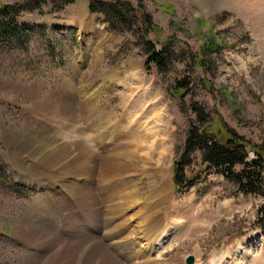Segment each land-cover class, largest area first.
Returning <instances> with one entry per match:
<instances>
[{
    "label": "rangeland",
    "instance_id": "1",
    "mask_svg": "<svg viewBox=\"0 0 264 264\" xmlns=\"http://www.w3.org/2000/svg\"><path fill=\"white\" fill-rule=\"evenodd\" d=\"M91 1L0 0L19 10L17 28L8 19L0 24L9 29L0 30V264L34 257L45 264L50 256L37 244L53 237L48 252L73 248L72 264L99 242L119 264L122 253L146 264H186L189 256L192 264H264L260 196L235 193L214 174L180 193L172 183L190 122L202 130L214 110L251 144L250 158L263 149L264 159V0H101L116 6L124 21L112 24L89 13ZM139 6L155 31L135 22ZM147 43L168 49L162 69L144 70ZM181 82L187 90L178 97L174 87ZM141 96L142 118V111L128 108ZM89 103L92 118L84 111ZM91 122L103 126L102 137L89 129ZM46 138L67 144L71 157L82 145L89 157L83 167L95 168L92 182L84 181L92 188L89 209L59 180L29 176L15 163L25 141ZM21 158L34 171L42 167ZM191 158L188 174L202 165L198 153ZM110 159L134 166L100 182ZM67 169L51 170L82 185ZM153 216L163 233L148 252L144 229Z\"/></svg>",
    "mask_w": 264,
    "mask_h": 264
},
{
    "label": "trees",
    "instance_id": "2",
    "mask_svg": "<svg viewBox=\"0 0 264 264\" xmlns=\"http://www.w3.org/2000/svg\"><path fill=\"white\" fill-rule=\"evenodd\" d=\"M13 10V11H11ZM91 14L100 13L107 23H111L112 19L116 22L123 23L120 18L116 6L111 3H105L101 0H93L88 6ZM139 20L135 18L138 24H144L146 30L155 31L156 27L150 20L149 15L144 13L141 6L138 7ZM19 14V10L0 6V24L2 20H7L17 28L15 17ZM112 24V23H111ZM8 28H2L5 30ZM9 30V29H8ZM161 43V42H156ZM156 49L155 44H146V58L143 65L144 70H148L149 65L162 69L168 63L169 52L164 45ZM197 57V55H194ZM199 59V65H202ZM210 92V87H205ZM187 87L182 82L174 87L175 94L183 97ZM198 111V119H204L203 111ZM209 126L200 130L193 121L190 122L187 129L186 139L182 146V153L173 163L172 183L177 193L182 189L187 191L194 187L197 183L205 181L212 174L221 176L227 183L234 187L235 193L243 195H258L262 199V204L258 209V220L260 225H264V159L262 156L263 149H254L253 157H249L251 144L247 143L241 136H238L233 130L223 122L219 113L215 110L207 114ZM205 119L206 116H205ZM204 119V120H205ZM203 120V121H204ZM212 120V121H211ZM249 147V150H248ZM198 153L201 159V166L198 170L188 174V169L192 167V155Z\"/></svg>",
    "mask_w": 264,
    "mask_h": 264
},
{
    "label": "bare ground",
    "instance_id": "3",
    "mask_svg": "<svg viewBox=\"0 0 264 264\" xmlns=\"http://www.w3.org/2000/svg\"><path fill=\"white\" fill-rule=\"evenodd\" d=\"M34 96H36V95H34ZM144 100H145L144 97L141 96L140 100L137 99L136 102L133 101V102L128 104V108L129 109H132L135 112L136 111H142L141 118L143 117L144 113L146 112V109L144 110L143 107L140 105V103L143 102ZM63 104H62V106L64 107L65 104L64 105ZM92 107H93L92 103H89V104H87V106H85V110L84 111H85V114L87 115L88 118H92V116L94 115ZM41 109H43V108L40 107V110ZM147 110H149V109H147ZM128 117H130V115ZM88 126H89L90 130L92 128H93V130L96 129L97 130L96 133H97L98 137L99 136L102 137V133L103 132H101V130L103 129V126H99V124H93L92 122H91V125H88ZM94 132H95V130H94ZM106 132H108V131H106ZM107 134H109V133H107ZM130 134H131V132H130ZM119 135H120V137H122V133L121 132H120ZM124 137H126V136H124ZM137 138H139V137H137ZM15 139L16 138H14V139L11 138V139H9V142L13 143V145H18L17 143H19V140H15ZM50 139H47V138L46 139H42V142L41 141L40 142H33V141L27 142V141H25L26 144L25 145L23 144V148L22 147L21 148L18 147L21 154H15V158H16L15 159V161H16L15 163L19 164L21 166V169L23 170V172L25 171L24 173H28L29 176H34L35 178L40 179L42 176L45 175V176L48 177V179L50 181H53L54 179H56L57 181L59 180L60 183H61L60 184L61 188L70 190L72 192L71 194L78 201L80 200L81 203L85 207H87V205H89L88 200H90L89 196H90V191H91L92 188L91 187L89 188L88 184L84 183V181L86 182L87 180H90L92 182L94 174H95V168L93 166H91L92 163H91V165H86L85 167H83V165L86 164V160H88L89 157L87 156V154L86 155L84 154L83 147H82V145L80 143L79 144L77 143L76 146H75L76 150L78 152V153H76L77 155L71 157L69 148L65 146L67 144L58 145V144L52 142L53 139L52 140H50ZM141 140H143V139H141ZM140 147H142V149H143L146 146L145 147L144 146H140ZM22 155H25L27 158L28 157L33 158L34 161L35 160L38 161L42 165V167H40V169H35V171L32 170V168H30V166L27 165L28 162L26 163V160L23 159L24 157L21 158ZM84 159H85V162H84ZM138 159H139V157H138ZM119 163L118 162L114 163V160L111 161V159H110V161H107L105 166H103V168L100 171V174H99V177H98V181L107 182V181H109V179H114V178H119V177L121 178L123 176H126L125 174L128 171H130L131 168L134 166L133 165V161H130V164H119ZM134 163L136 164V163H139V162L136 161ZM69 167H71L73 170L72 169H67ZM54 168H55V170L57 169L58 172L59 171L63 172L64 170L66 171V169L67 170H72L71 174H73L75 177H78L77 178L78 180L83 181L82 185L75 184V182L73 180H69V179H65V178L62 179L61 177L56 175L55 171L51 170V169H54ZM75 169H77V170H75ZM58 172H57V174H58ZM49 180H47V181H49ZM24 181L28 182L26 179ZM161 191H162V189H161ZM151 192L153 193V195H159L158 191H156V192L151 191ZM153 218L154 219L150 220V222L148 223L147 226H145L146 228L144 229V232H147V234H148L147 235L148 238L147 239H143V241L145 242V245H146V248H147L148 252L152 251L153 244L156 241H158L157 239H159L161 237L162 233H163V230L161 229V227H162L161 221H158L159 218H157V217L155 218L153 216ZM96 219H98V218H96ZM39 233H41V232H38V234ZM78 234H79V232H78ZM117 238H118V236H117ZM111 240L113 242V239H111ZM29 241H32V243H34V242L38 243V240L36 239L35 236L29 237ZM56 242H57L56 239L54 240V237H53L51 239H46L45 241L44 240L40 241L37 244V245H39V247L43 248V251L45 252V255H49L50 256V258H48V262H45V264H72L73 263V259H74V257H73L74 256L73 248L71 250L68 249V250L59 251V252H56V253L48 252L49 249H51V250L53 249L52 247H53L54 243H56ZM113 245L117 246L118 244L113 243ZM107 252L108 251H106L103 248L102 243L99 242V244L97 246L92 247L86 253L85 257H83L82 259L80 258L81 259V261H80L81 263L80 264H93L95 257L100 258L99 259V264H119L113 257L108 255ZM122 256L121 257L123 258L122 261L124 262V264H146L140 258L141 256L140 257H137L135 255L134 256L133 255L129 256V255H127V253H122ZM38 261H39V259L34 257L31 261H28V263H26V264H36ZM41 263H42V261H41Z\"/></svg>",
    "mask_w": 264,
    "mask_h": 264
},
{
    "label": "water",
    "instance_id": "4",
    "mask_svg": "<svg viewBox=\"0 0 264 264\" xmlns=\"http://www.w3.org/2000/svg\"><path fill=\"white\" fill-rule=\"evenodd\" d=\"M186 264H192L193 263V258L192 256H189L186 261H185Z\"/></svg>",
    "mask_w": 264,
    "mask_h": 264
}]
</instances>
